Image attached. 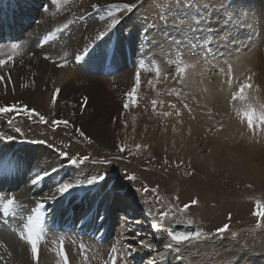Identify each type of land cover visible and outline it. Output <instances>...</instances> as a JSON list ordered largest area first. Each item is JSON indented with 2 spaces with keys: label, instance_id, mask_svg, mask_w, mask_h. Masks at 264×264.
<instances>
[{
  "label": "bare ground",
  "instance_id": "bare-ground-1",
  "mask_svg": "<svg viewBox=\"0 0 264 264\" xmlns=\"http://www.w3.org/2000/svg\"><path fill=\"white\" fill-rule=\"evenodd\" d=\"M129 1L134 3L137 0ZM122 3L128 2L67 0L65 3L61 0L57 6L52 0H0V59L14 56L13 61L0 68V75L5 77V80L0 82V106L23 102L44 115L49 123L54 120H68L69 127L65 128L70 129V133L80 137L82 131L85 134L81 136L83 139L87 137L85 139L93 144L112 151L129 141L136 144L140 139L138 131L141 126L155 121L156 118L166 119L164 111H167L169 122L165 121L162 127L154 125L143 133L144 144H147L150 138L154 141L150 146L153 153H159L160 149L165 151V148L175 151L189 159L194 167L201 166L203 171L207 169L208 174L209 167L220 174L229 170L238 175L263 172L264 140L258 144L255 138H251L253 136L249 133L245 111L237 110L234 106V88L242 81L240 74H235V78L227 77L226 74L224 78L223 75L208 77L202 67L195 70V63L191 61L187 65L188 71L185 75H170L169 64L165 62L167 55L164 53H159V56L163 57L162 62L165 63H150L149 66L137 64L133 69L127 68L131 66L127 60V49L130 47L129 51H137L135 42H138L140 36L139 25L130 23L134 27L129 32V37L119 36L124 24L131 20L126 16L120 19L119 24L106 36L96 40V34L103 31L110 21V6ZM93 5L101 7L93 8ZM123 16L125 15H117L116 18ZM249 20L248 18L247 24L252 26L253 21L251 25ZM65 25L68 27L65 28ZM253 26L251 29H254ZM52 33H55V36L46 41V37ZM155 36L161 40V37ZM160 36L163 38L161 42L166 41L171 45L166 37ZM142 37L145 38L144 35ZM12 44L18 45L17 49L13 50ZM77 55L83 58L77 61ZM257 59L258 54L253 51L236 58L233 65L241 73L254 66ZM148 69L152 70V75L162 76L159 85L143 81L149 77ZM137 74L140 77L138 87ZM134 87L137 92L129 102L127 94ZM175 87L177 89L173 91L172 88ZM57 88L60 93L53 104V93ZM185 90L187 96L182 98L184 102L169 100L168 96L185 95ZM184 99H187V102ZM140 101L144 102L142 107L133 110V107L141 105ZM153 101L156 103L153 104ZM172 102L174 105L169 104ZM126 103L129 105L127 108L124 107ZM159 108L162 110L157 111L155 116L151 114V110ZM13 116L15 114L0 115V133L11 130L12 124L9 125L7 121ZM244 118L246 122L243 121ZM37 123L39 124L38 119L32 124ZM219 126L223 127L222 133L218 131ZM204 136L209 141H205L202 147L203 142L199 141ZM204 149H208L209 154H205ZM69 166L56 148L43 143H37L34 147L23 146L19 142L4 146L1 144L0 197L6 200L16 195V204L10 213H6L0 204V216L3 213L5 216L15 214L20 197H24L29 207L35 205L36 208L41 204L47 206L46 212L41 209L42 238L39 240L38 260L34 258L29 242V247L26 242L23 247L19 241L21 238L18 240V235L12 233L11 228L5 230L4 223H0V254L5 258L4 247L7 244L16 257L10 262L8 260V264L20 262L18 252L24 254L21 264H64L63 250L67 251L70 264H104L110 259L112 247L118 249L119 258L125 253L123 237L126 236V230L120 227L114 236L115 240L108 241L113 234L112 229L107 226L110 223V212L102 211L103 214H100L102 205L110 210L111 200L109 203L102 201L98 206L95 203L93 209L90 208L93 214L99 213L103 219H96L95 223L89 226H85L84 217L77 219L83 216L84 212L74 208L77 203L89 205L91 199L108 192L107 188L109 191L115 189L123 193V183L113 173L104 172L106 182L110 183L101 182L100 186H96L97 189L92 190H87L88 185L83 184L61 196L55 192V186L64 181L62 178L68 176L67 172L72 175H69L70 180L64 182L76 183L92 175L88 172L84 173L87 176L82 174V166L68 168ZM53 169L55 170L52 171ZM45 170L49 171L50 175L41 183L33 185L31 180L36 173L43 174ZM19 187L22 191L16 193ZM30 215H35L34 210ZM3 258H0V261L6 262Z\"/></svg>",
  "mask_w": 264,
  "mask_h": 264
},
{
  "label": "rangeland",
  "instance_id": "rangeland-1",
  "mask_svg": "<svg viewBox=\"0 0 264 264\" xmlns=\"http://www.w3.org/2000/svg\"><path fill=\"white\" fill-rule=\"evenodd\" d=\"M126 2L133 3L129 0ZM134 4L136 7L133 10L117 13L118 16L125 15L118 18L119 20L126 16L128 20L131 19L124 24L119 36H128L134 27L130 25L132 22L140 28L139 38L137 36L139 40L135 42L137 51H129L130 47L127 49V60L131 65L127 68L133 69L137 64L149 66L150 63L158 65L168 62L170 75H185L188 71L187 65L193 61L195 70L202 67L206 72L203 73L208 77L223 75L224 78L226 74L227 77L235 78V74H240L242 81L235 86L234 94L239 92L241 85L251 86L244 89L246 99H235L234 106L237 110L244 111L256 109L253 124L249 126L246 119L247 126L253 136L251 138H255L258 144L262 142L264 122L259 120V113L264 111V98L261 96L264 97V0H137ZM248 18L251 25L253 21L254 29L247 24ZM155 35L161 37V40L163 38L160 35H163L171 45L166 41L161 42ZM252 50L258 54L256 63L239 73L234 68V60L246 53L250 54ZM159 53L167 55L165 62H162L163 57H160ZM181 67L185 68L183 73L178 72ZM148 71L149 77L143 81L159 85L162 76L152 75L151 69ZM175 89L177 88H172L173 91ZM184 93L186 94L181 97L172 95L168 98L180 103L182 98L187 96L186 90ZM184 100L187 102V99ZM140 102L141 105L133 107V110L142 107L144 102ZM169 104L174 105V102ZM142 109L144 110L145 106ZM159 110L162 109L151 110V114L155 116ZM164 112L166 119L156 118L155 121L141 126L138 131L141 141L139 139L136 144L131 141L123 143V146H127L123 152L120 151L121 147L112 151L93 144L70 133V129L65 128L63 124L58 127H53L49 122L33 125L37 119L23 115L16 116L11 130L2 133L4 136H14L15 139L0 140V146L19 142L23 146L34 147L37 143L31 141H45L44 145L67 152L69 156H87L88 160L80 165L84 170L82 174L88 172L97 175L109 172L119 178L124 185V194L122 191H109L107 188L108 192L91 199L89 205L77 203L74 206L79 212L91 210L93 214L95 203L98 206L102 201H112L110 210L103 205L100 207V214H103L102 211L110 212V223L107 226L112 229L113 234L108 241L115 240L114 236L120 227L126 230V236L123 237L125 253L118 258L116 264H264V220L255 215L257 201L264 204V171L238 175L229 170L220 174L209 167L208 174L207 169L203 171L201 166L194 167L189 159L175 151L165 148V151L160 149V154L153 153L150 146L154 141L150 138L149 142L144 144L143 133L154 125L162 127L165 121L169 122L168 112ZM246 120L244 118L243 121ZM145 127L147 129H144ZM17 128L19 132L16 131ZM222 128L219 126V133H222ZM129 138L130 135L127 139ZM207 140L209 141L206 136L201 138L199 143L203 142L202 147ZM137 144L142 145L141 149L136 148ZM203 152L209 154L208 149ZM70 167L71 165L68 168ZM76 172L79 173L78 170ZM67 173L68 176L62 178L64 181L70 180L69 175H72ZM128 175H134L136 179L129 181L126 178ZM96 186H87V190L97 189ZM19 191H22L20 187L15 192ZM18 200L17 212L11 216H5L3 213L0 223H4L5 230L11 228L12 233L18 235V240L21 238L19 241L23 247L25 242L29 247L25 239L27 217L35 209V205L29 207L24 197ZM194 200L197 203L193 204ZM185 205H189L186 210ZM164 211L169 212V218L160 221L164 228L171 227L170 220L187 223V220L191 219L193 224L202 229V236L177 242L163 230L157 231L152 224L159 221V214ZM224 224H228L229 228L221 235L216 230ZM168 244L172 247H167ZM4 255L5 258L0 254V258L6 262L0 261V264H8V260L10 262L16 259L7 244L4 247ZM23 255V252H18L20 262ZM80 255L84 256L82 253ZM20 262L17 264H21Z\"/></svg>",
  "mask_w": 264,
  "mask_h": 264
},
{
  "label": "snow or ice",
  "instance_id": "snow-or-ice-1",
  "mask_svg": "<svg viewBox=\"0 0 264 264\" xmlns=\"http://www.w3.org/2000/svg\"><path fill=\"white\" fill-rule=\"evenodd\" d=\"M52 2L54 4H56L57 6L60 5L61 0H52ZM65 3H67V0H64ZM93 8H99L101 7V5H93ZM136 7V4L134 3H122V4H112L110 6L109 9V16H110V21L107 23L106 27L104 28L103 31H99L96 34V40L102 39L104 36H106L112 29H114L118 24H119V19L116 18V12H123V11H131ZM65 28L68 27V25L64 26ZM59 31V29H58ZM55 36V33L50 34L48 37H46V41L47 39H51L52 37ZM18 45L16 44H12L11 48L13 50L17 49ZM46 59L48 57H45ZM83 58V56L81 55H77L75 57V59L77 61H80ZM14 60V56L13 55H9L7 58L5 59H0V68L4 67L5 65H7L10 61ZM63 66V65H61ZM185 71L184 67H181L178 69L179 73H183ZM157 72H159V68H157ZM10 79V77H9ZM5 80V77L0 75V82H3ZM140 83V77L139 74H137V87L139 86ZM251 85L249 84H244L241 85L240 90L238 93L235 94V96L233 97L234 99H246V97L244 96V89L250 87ZM137 89L134 87L127 95L129 97V102L132 101V97H134L136 95ZM60 93V89H56L55 92L53 93V100L52 103L55 104L56 99L58 98ZM85 104L87 103V98H85L84 100ZM156 102L153 101V104H155ZM129 105L126 103L124 105L125 108H127ZM251 108V106H250ZM8 114L10 116H12V114H15V116H20L23 115L27 118H35L38 119V121L40 123H44L47 124L48 120L46 119V117L44 115H42L41 113H39L35 108H30L27 104H24L23 102H17V103H13L11 105L9 104H5L3 106H0V115H5ZM244 115L247 117L248 120V124L249 126H251L253 124V118L256 115V109L255 108H251L250 111H245ZM15 116H13V118H10L7 123L9 125L13 124L15 122ZM259 120L261 122H264V111H261L259 113ZM69 121L68 120H54L52 121V126L53 127H58L61 124L67 126L69 125ZM17 132H19V129H16ZM81 136H85V134L81 131L80 132ZM87 138V137H85ZM15 137L14 136H4L2 133H0V140H7V141H12L14 140ZM32 143H45V141H31ZM142 145L137 144L136 148L139 150L141 149ZM126 148L125 146H121L120 151H125ZM58 152L59 155L64 156L67 158V162L68 164H70L73 167L78 168L80 165H82L86 160H88V157H78V156H69L67 152H61L59 149L56 150ZM55 169H53L52 171H54ZM50 175L49 171L45 170L43 172V174L41 173H36L35 177L31 180V183L33 185L37 184V183H41L42 181H44L45 177H48ZM129 181L136 179V177L134 175H128L126 177ZM101 182H105L106 183V174L104 173H100L97 175H91L89 178L85 179L84 181H79L76 183L73 182H60L55 186V192L60 194L61 196L65 193H70L73 189L81 187L83 184H87L88 186H94V185H99ZM145 191L147 192L148 189H145ZM49 199H56V197H49ZM193 204L197 203V201H192ZM0 204L3 205L4 211L8 212L9 208L16 204V198L15 197H11L8 199H4L3 197H0ZM189 207V205H185V210ZM44 209V211H47V206L46 205H39L34 209L35 215H29L27 217V235L25 237V239L30 243L31 245V251L33 253V256L35 259H39V240L42 238L41 237V233H40V227H41V223H42V218H43V214L41 212V209ZM255 215L259 216L262 220H264V204H261L260 201H257V211L255 213ZM83 217H84V224L85 226H89L91 224L95 223L96 219H103V217L99 214V213H95L92 214L91 210H89L88 212H84L83 213ZM169 218V212L164 211L161 212L159 214V221L156 223L152 224V227L154 229H156L157 231H161L163 230L164 232H166L172 239L176 240V241H184L187 240L193 236L195 237H199L201 235V233L199 231L197 232H189V233H184V232H179V231H174L171 227L168 228H164L163 223L160 221H163L164 219ZM177 223H179L180 221H175ZM188 224L193 223V221L191 219L187 220ZM229 228L228 224H224L222 227L218 228L216 230L217 233L219 234H223L225 233ZM143 243V242H141ZM145 247L151 248V245H145ZM167 247L171 248L172 245L168 244ZM61 248L63 250V242L61 241ZM111 256L109 261L106 262V264H116L117 260H118V249L116 247H112L111 249ZM62 256H63V261L64 264H70L69 260H68V254L66 250L62 251Z\"/></svg>",
  "mask_w": 264,
  "mask_h": 264
},
{
  "label": "water",
  "instance_id": "water-1",
  "mask_svg": "<svg viewBox=\"0 0 264 264\" xmlns=\"http://www.w3.org/2000/svg\"><path fill=\"white\" fill-rule=\"evenodd\" d=\"M175 221H177V220H170L171 228L174 231H179V232H184V233L197 232V231H199L201 233V235L199 237L202 236L203 231H202V229L197 224H193V223L188 224V223L181 222V221L179 223H177ZM199 237L193 236V237H191L189 239L199 238ZM189 239H187V240H189ZM187 240H184V241H187ZM177 242H183V241H177Z\"/></svg>",
  "mask_w": 264,
  "mask_h": 264
}]
</instances>
